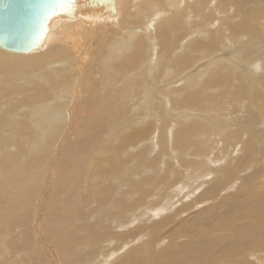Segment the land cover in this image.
I'll use <instances>...</instances> for the list:
<instances>
[{"label": "bare ground", "instance_id": "bare-ground-1", "mask_svg": "<svg viewBox=\"0 0 264 264\" xmlns=\"http://www.w3.org/2000/svg\"><path fill=\"white\" fill-rule=\"evenodd\" d=\"M0 264H264V0H57L0 46Z\"/></svg>", "mask_w": 264, "mask_h": 264}, {"label": "water", "instance_id": "water-1", "mask_svg": "<svg viewBox=\"0 0 264 264\" xmlns=\"http://www.w3.org/2000/svg\"><path fill=\"white\" fill-rule=\"evenodd\" d=\"M68 1V0H64ZM101 1L110 5L113 0ZM57 0H0V46L11 52L25 53L35 46L48 15Z\"/></svg>", "mask_w": 264, "mask_h": 264}, {"label": "rangeland", "instance_id": "rangeland-1", "mask_svg": "<svg viewBox=\"0 0 264 264\" xmlns=\"http://www.w3.org/2000/svg\"><path fill=\"white\" fill-rule=\"evenodd\" d=\"M223 33H224V32H223ZM224 34L227 35L226 33H224ZM200 51H201V50H200ZM241 60H242V61H241ZM239 61H240L239 64H240L242 67H244V66L246 65V63H249V62L247 61V58H240ZM250 63H251V62H250ZM146 79L151 81V79H149L148 77H146L145 80H146ZM153 84H154V83H153ZM154 85H156V83H155ZM154 85H153V88L155 87ZM130 89H131V88L129 87V90H130ZM127 91H128V90H127ZM174 95H175L174 93L171 95V96H172L171 99H172L173 97L175 98ZM158 97H159L158 95L153 94V99L157 100ZM159 98H160V97H159ZM153 115H154V116H153ZM157 115H158V113H156V112H155V114L150 113V116L153 117V119L150 120L151 122H150V121H149V123L147 122L148 124H147V123H146V125L144 124L145 127H143L144 125H143V126H139V127H138V126H135L134 129L138 130V129L140 128V129L142 130V132L145 133V134H143V133L141 134V135L143 136V137H142V140H144V138H145L144 135H145L147 138H148L152 133H153V135H154V130H155V128H158V127H156V125H157L156 123H157V121L160 119V118H157V119L154 118V117H157ZM152 120H153V121H152ZM167 120H168V121H169V120L171 121L172 119H171L170 117H167V118H166V121H167ZM215 120H217V122H215V124L212 125V128H213V126H215L214 129L218 128V127H217L218 125H219L220 128H222V126L225 124L223 118H221L220 120H219V118H215ZM221 121H222V122H221ZM152 122H153V125H152ZM220 122H221V123H224V124L221 125ZM150 123H151V124H150ZM217 123H218V124H217ZM177 124H179V123H177ZM231 124L233 125V127H236L235 125H237V124L234 125V122H232ZM147 126H149V127H147ZM164 126H165V125L162 124V128H163ZM151 127H153V128H151ZM206 127H209V129L212 130V128H211L210 126H206ZM245 127H246V126H245ZM148 128H149V129H148ZM146 129H147V130H146ZM152 129H153V130H152ZM145 130H146V132H145ZM148 130H151V133L147 132ZM216 130H217V129H216ZM147 133H148L149 136L146 135ZM151 136H152V135H151ZM151 136H150V137H151ZM202 136H203V133H200V134L198 135L197 139H202ZM150 137H149V138H150ZM147 138H145V139H147ZM150 140H151V138H150ZM206 140H209V139H206Z\"/></svg>", "mask_w": 264, "mask_h": 264}]
</instances>
